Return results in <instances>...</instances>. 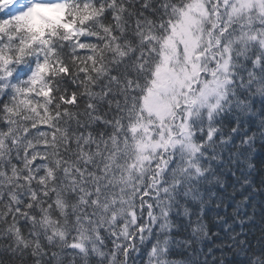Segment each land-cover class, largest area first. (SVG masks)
I'll return each instance as SVG.
<instances>
[{
  "label": "snow or ice",
  "instance_id": "snow-or-ice-1",
  "mask_svg": "<svg viewBox=\"0 0 264 264\" xmlns=\"http://www.w3.org/2000/svg\"><path fill=\"white\" fill-rule=\"evenodd\" d=\"M0 264H264V0H0Z\"/></svg>",
  "mask_w": 264,
  "mask_h": 264
},
{
  "label": "clouds",
  "instance_id": "clouds-1",
  "mask_svg": "<svg viewBox=\"0 0 264 264\" xmlns=\"http://www.w3.org/2000/svg\"><path fill=\"white\" fill-rule=\"evenodd\" d=\"M63 16V9L52 7H37L34 9L30 26L35 31L42 32L45 27L50 26V22H58Z\"/></svg>",
  "mask_w": 264,
  "mask_h": 264
}]
</instances>
